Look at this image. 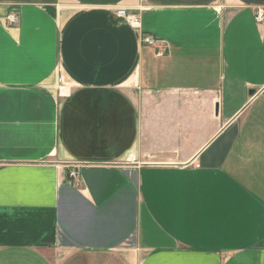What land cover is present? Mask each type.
I'll return each mask as SVG.
<instances>
[{"label":"crops","instance_id":"crops-1","mask_svg":"<svg viewBox=\"0 0 264 264\" xmlns=\"http://www.w3.org/2000/svg\"><path fill=\"white\" fill-rule=\"evenodd\" d=\"M259 9L0 0V264H264Z\"/></svg>","mask_w":264,"mask_h":264},{"label":"built area","instance_id":"built-area-1","mask_svg":"<svg viewBox=\"0 0 264 264\" xmlns=\"http://www.w3.org/2000/svg\"><path fill=\"white\" fill-rule=\"evenodd\" d=\"M255 18L257 22H263L264 21V9H259L256 12ZM126 19L128 23L137 30L141 29V17L136 12H129L126 14ZM10 24H18L19 23V17L18 16H11L9 18ZM143 43L149 45V46H156L158 43V40L153 38L152 36L143 34ZM76 174H74V177Z\"/></svg>","mask_w":264,"mask_h":264},{"label":"water","instance_id":"water-1","mask_svg":"<svg viewBox=\"0 0 264 264\" xmlns=\"http://www.w3.org/2000/svg\"><path fill=\"white\" fill-rule=\"evenodd\" d=\"M251 94H252V95H254V94H255V92H254V91H252V92H251Z\"/></svg>","mask_w":264,"mask_h":264}]
</instances>
